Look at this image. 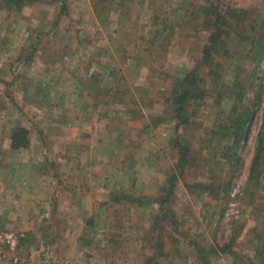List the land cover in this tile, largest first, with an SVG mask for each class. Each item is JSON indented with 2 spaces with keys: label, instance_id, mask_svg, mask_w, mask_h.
Here are the masks:
<instances>
[{
  "label": "rangeland",
  "instance_id": "obj_1",
  "mask_svg": "<svg viewBox=\"0 0 264 264\" xmlns=\"http://www.w3.org/2000/svg\"><path fill=\"white\" fill-rule=\"evenodd\" d=\"M205 1L0 8V264H143L151 255L153 264L255 262L264 238V155L251 169L264 60L257 67L234 38L223 83L194 107L192 123L177 125L168 108L172 84L206 42L198 16ZM222 1L246 9V19L264 18V0ZM236 73L241 83L251 74L260 80L245 93L251 114L230 164L220 144L213 147L224 141L208 144L206 133L238 106ZM19 123L31 142L12 150ZM177 140L191 154L180 173ZM172 172L171 200L157 203Z\"/></svg>",
  "mask_w": 264,
  "mask_h": 264
},
{
  "label": "trees",
  "instance_id": "obj_2",
  "mask_svg": "<svg viewBox=\"0 0 264 264\" xmlns=\"http://www.w3.org/2000/svg\"><path fill=\"white\" fill-rule=\"evenodd\" d=\"M32 3H34L33 0H0V8L7 11H20L25 5ZM245 10L230 6L222 0H206L204 4L199 6L198 16L201 17L202 25L208 31V35L196 65L182 78H179L175 84H172L168 108L171 117L177 125L191 124L192 110L196 109L194 107L201 105V101L208 96L215 85L223 83V78L228 68L226 65L230 63L229 59L233 55L230 45L231 42H234V38H238L241 43L248 45L247 58L256 62L257 67L260 61L264 60V18L260 21L258 18L253 21L246 19ZM239 76L240 74L236 73L232 84L236 90L234 97L239 99L238 106L230 109L227 117L223 121H219L218 124L216 123L213 126L214 128L206 133L209 136L206 140L208 144L214 142V136L224 141V144L218 141L215 142L213 147L216 146L219 149L220 144L222 155L226 160H229L230 164H233L238 158L237 149L245 133L247 121L251 114L249 106L243 100L246 95L245 93H247L249 86L251 90L257 88L258 83L256 81L260 80L258 75L254 77L251 74L241 83L238 79ZM252 82L253 84L250 85ZM253 99H255V95ZM9 139L12 149L26 148L30 143L29 129L19 123L12 127ZM175 145L178 151L176 167L180 173L190 166L189 158L191 154L189 147L182 144L181 141L177 140ZM263 155L264 110L263 123L258 133L251 170H254ZM176 176L175 172L168 174L165 180L166 184L163 186L164 194L158 197L157 203L161 204L169 200V197L173 194L172 188L174 187ZM193 185L199 187L201 190L211 187L210 184L206 183H195ZM188 186L190 187V185ZM167 211V205L165 207L160 206V214L154 216L155 222L159 220L161 215L166 214ZM162 243L163 239L160 238V244ZM256 245L254 254L256 260L253 264H264V238L261 239L260 244ZM154 257L155 255H151L146 258L143 264H153ZM203 260L205 264H209L206 258H203Z\"/></svg>",
  "mask_w": 264,
  "mask_h": 264
},
{
  "label": "crops",
  "instance_id": "obj_3",
  "mask_svg": "<svg viewBox=\"0 0 264 264\" xmlns=\"http://www.w3.org/2000/svg\"><path fill=\"white\" fill-rule=\"evenodd\" d=\"M38 0H36V2H37ZM90 4H88L89 5V8H91V9H93V7H92V5H91V2H89ZM33 4V3H32ZM28 5H31V4H28ZM25 6H27V5H25ZM32 6V5H31ZM28 61H30V60H28ZM29 69H31V67H29ZM29 139H30V132H29ZM31 142V141H30ZM30 144V143H29ZM29 146V145H28ZM11 147V146H10ZM12 149V148H11ZM12 150H15V149H12ZM17 150H19V149H17Z\"/></svg>",
  "mask_w": 264,
  "mask_h": 264
}]
</instances>
